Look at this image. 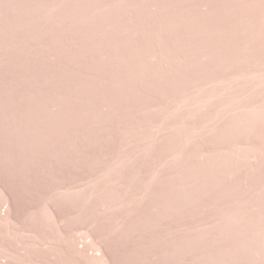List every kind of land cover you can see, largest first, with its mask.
<instances>
[{"label":"rangeland","instance_id":"rangeland-1","mask_svg":"<svg viewBox=\"0 0 264 264\" xmlns=\"http://www.w3.org/2000/svg\"><path fill=\"white\" fill-rule=\"evenodd\" d=\"M0 264H264V0H0Z\"/></svg>","mask_w":264,"mask_h":264}]
</instances>
